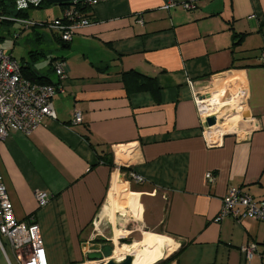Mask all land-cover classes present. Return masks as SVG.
Segmentation results:
<instances>
[{
	"label": "crops",
	"instance_id": "1",
	"mask_svg": "<svg viewBox=\"0 0 264 264\" xmlns=\"http://www.w3.org/2000/svg\"><path fill=\"white\" fill-rule=\"evenodd\" d=\"M169 2L176 6L163 9ZM185 2L195 8L184 9ZM59 7L55 18L63 14ZM90 14L93 24L69 46L52 33L59 50H39L46 56L29 60L57 82L50 60L64 58L66 78L53 99L56 119L0 141V169L16 216L36 215L50 264L91 262L89 254L101 252L106 237L93 233L97 223L93 232L90 226L112 188L119 196L127 188L103 161L114 152L117 165L145 178L134 190L142 193V222L177 243L172 264H264V221H215L230 186L264 199V0H112ZM36 34L39 43L51 39ZM41 57L48 58L45 70L35 65ZM129 71L154 77L157 87L128 91L123 74ZM221 105L242 123L213 138L214 126L205 122ZM76 112L81 123L73 121ZM38 190L48 194V204L39 205ZM124 203L134 212L141 207L137 200ZM251 242L258 249L249 259L242 248ZM5 245L0 264H18Z\"/></svg>",
	"mask_w": 264,
	"mask_h": 264
},
{
	"label": "built area",
	"instance_id": "2",
	"mask_svg": "<svg viewBox=\"0 0 264 264\" xmlns=\"http://www.w3.org/2000/svg\"><path fill=\"white\" fill-rule=\"evenodd\" d=\"M14 1L16 10H26L42 2V0ZM107 1L112 0H75L63 8L61 18H55L46 24L38 23V25L42 28H49L51 32L59 34L65 41H72L79 29L93 24L90 10ZM3 2L4 0H0V23L3 20L13 21L24 25L26 29L37 24L32 19L5 14ZM175 6L176 2H169L162 8L169 10ZM182 6L187 10L195 8V4L190 2H185ZM83 7H86L87 11L80 10ZM138 21L144 22L142 17H139ZM19 36L15 34V37ZM262 56L264 58V53ZM21 68V63L0 45V141L14 131L32 132L46 118H57L53 98L62 89L61 82L66 78V62L58 60L55 63V73L60 80L57 86L32 82L23 77ZM200 101L198 99L197 102L202 111ZM73 121L81 123L82 113L76 112ZM214 143L216 142H211V144ZM129 178V181L137 184L145 181L143 176L135 172H131ZM206 178L209 183L215 181L213 172H208ZM36 198L40 206L49 202L48 194L41 190L36 192ZM228 216L238 221L244 217L264 221V200L256 199L254 195L241 187L230 186L222 199V207L215 221L220 222ZM5 244H8L15 253L18 264H50L36 215L31 214L26 220H21L16 216L4 174L0 169V245L8 256ZM257 249L258 244L251 242L242 248V252L246 258L251 259Z\"/></svg>",
	"mask_w": 264,
	"mask_h": 264
},
{
	"label": "rangeland",
	"instance_id": "3",
	"mask_svg": "<svg viewBox=\"0 0 264 264\" xmlns=\"http://www.w3.org/2000/svg\"><path fill=\"white\" fill-rule=\"evenodd\" d=\"M60 10L59 6L55 5H45L41 8H33L30 10V18L34 21H40L45 20L47 17H51L52 19L55 18L56 13ZM19 23L14 22L10 25H4L2 29H0V35L5 37L3 41L0 42L1 47H3L8 53H12L18 60H21L22 58L31 60L33 58L32 51H39V50H49L51 47L56 48L59 50V44L56 43L53 40L52 33L49 30V28H42L40 26L37 27V30H33L32 28L26 29L23 31V33L15 39V33L19 32ZM37 32L41 33H47L48 36L51 38L49 41H43L42 43H39L36 39ZM16 43H15V42ZM51 41V42H50ZM56 53V52H55ZM41 55V54H40ZM39 54H34V58H38ZM35 65L37 68H43L44 70L48 67V58L41 57L36 62ZM207 92H212V90H206ZM215 98H219L218 96H215ZM227 98V97H226ZM233 99V98H232ZM235 100L238 101L237 97H234ZM230 107L222 105L220 106V109L215 113L219 115V123L216 127L217 132L214 131L212 134L213 138H217V133H226V132H233L236 131L237 128L240 127V124L242 123V120L237 122V118L235 117L236 114L233 113V109H229ZM225 112V113H224ZM236 113H238L239 117V110H236ZM233 116V117H232ZM236 127V128H235ZM214 134V135H213ZM128 147H121L120 151H126L128 150ZM113 157L115 155L114 152H112ZM118 160V158H117ZM120 162V160H118ZM122 161V160H121ZM122 166H119L115 163V173L119 174L120 180L122 183L127 186L129 189L135 190L138 188L140 184H137L135 182H131L128 180V173L123 172L121 170ZM124 195H120L117 199L120 202H125L126 197L124 198ZM120 199V200H119ZM106 202L107 198L102 206V208L99 210L97 216L94 218L92 224H91V231L93 232L95 230L94 222L97 223V230L93 233L96 237H103L108 238L110 240V247L112 246V252H106L105 250L101 253L103 255V260H109L111 257L115 255V249H118L123 244H129L134 241H141V246L144 244L145 237H147V233L153 232L150 230H146V227H144V224L142 222V217L136 216L134 217L132 212H134V208L127 207L124 212L120 210V213L114 214L113 218L110 220L107 215L105 214L104 209L106 210ZM142 204V202L140 201ZM127 206V204H126ZM143 206V204H142ZM123 213V214H122ZM105 214V215H103ZM136 215V214H135ZM156 233V232H153ZM159 234V233H158ZM115 235L118 238V241L114 242ZM164 235V234H162ZM121 238H124L125 241L120 240ZM169 238V237H168ZM170 241H167L168 244H166V251L167 255L164 259L157 262L156 264H172L173 260H171V254L175 251L177 247V243L169 238ZM169 258V259H168ZM96 261V260H92ZM104 261H96L92 264H103ZM89 264V263H87Z\"/></svg>",
	"mask_w": 264,
	"mask_h": 264
},
{
	"label": "trees",
	"instance_id": "4",
	"mask_svg": "<svg viewBox=\"0 0 264 264\" xmlns=\"http://www.w3.org/2000/svg\"><path fill=\"white\" fill-rule=\"evenodd\" d=\"M5 4V8H4V13L7 15H13L16 17H23V18H30V10L33 8H41L45 5H53L48 3L46 0H42V2L37 5V6H30L29 9L26 10H16L15 9V1L14 0H4L3 2ZM66 5L62 6V9L65 7ZM80 10H82L83 12L87 11L86 7L81 8ZM62 16L56 17V18H61ZM55 19V18H53ZM53 19H45V20H40V21H35L37 24L32 25L31 28H33L35 31L37 30V27L39 26V24H46L47 22L52 21ZM14 23L13 21H7V20H3L0 23V29H2V27L5 25H10ZM26 30L24 25H20L19 26V32H16L15 34L21 35L23 33V31ZM53 34H55L56 39L58 41L59 44L61 45H65V46H69V44L71 43V41H65L62 39V37L55 33V32H51ZM236 38V42H240L242 40V35H236L234 36ZM5 39V37L0 35V42L3 41ZM15 39H17V37H15ZM41 40V37L38 38ZM15 42V41H14ZM16 43V42H15ZM37 52V51H36ZM35 54V51H32V55ZM38 54H41L42 56H46V54L44 53V51H42L41 53L38 51ZM58 60H62L65 62L64 58H51L50 60V65H52L53 71L55 72V63ZM21 69H22V75L24 78L32 81V82H36V83H40V84H49V85H59L60 80L57 82H54L50 76H46V75H41L39 74L37 71H35L32 67V63L31 61L27 60V59H23L21 62ZM123 80L125 83L126 88L128 89V91H133V90H153L155 89V87H157L156 83H155V78L152 76H148L142 73H139L137 71H129V72H125L123 74ZM57 94V93H56ZM55 94V95H56ZM55 97V96H54ZM54 99V98H53ZM103 161L104 163H106L110 168L114 169L115 168V162H114V157L112 152H107L105 154L102 155ZM121 170L123 172H127V168L122 166ZM129 173H128V180H130L129 178ZM264 200V199H263ZM125 241V240H123ZM106 252H112V246L107 248L105 250ZM171 260L174 261L175 255L171 256ZM169 259V258H168Z\"/></svg>",
	"mask_w": 264,
	"mask_h": 264
},
{
	"label": "bare ground",
	"instance_id": "5",
	"mask_svg": "<svg viewBox=\"0 0 264 264\" xmlns=\"http://www.w3.org/2000/svg\"><path fill=\"white\" fill-rule=\"evenodd\" d=\"M202 106H205V105H202ZM205 109L206 108L203 109L204 113L206 111ZM214 114L215 113H213V115ZM217 125L209 129L208 131L209 136L212 135L211 133H214V131L217 132V129H216ZM118 191L119 190H117L115 186L112 188L110 192L111 197L106 204V210L104 209L105 214L107 215L109 219H111L114 212L118 210H122L123 212L125 211L122 208L125 203L120 202L117 199L119 197ZM141 195H142L141 192L134 191L132 189H129L128 187L125 190V197H126L125 200H128V199L137 200L139 202V205H141V207L139 206L140 208L135 211V214H136L135 216H139V217L143 216V212H144V207L140 203ZM133 205L135 204L133 203ZM146 235L147 237H145L143 246H141V241H137V240L130 244H123L118 249H115V255L111 257L110 259H114L116 261H122L124 260L125 256L128 254H131L134 256L133 264H156L157 262L164 259L165 256L167 255L166 254L167 253L166 244H168L167 241H170V239L166 235L162 236L161 234L153 233V232H149ZM88 263L92 264L93 262H88Z\"/></svg>",
	"mask_w": 264,
	"mask_h": 264
},
{
	"label": "water",
	"instance_id": "6",
	"mask_svg": "<svg viewBox=\"0 0 264 264\" xmlns=\"http://www.w3.org/2000/svg\"><path fill=\"white\" fill-rule=\"evenodd\" d=\"M48 3L53 4L55 6H63V5H67L69 3H72L75 0H46ZM217 124V117L216 116H210L207 117L205 125L208 127H213ZM120 240H125L124 238H121ZM130 244V243H129ZM173 253L170 255L172 256ZM89 259L90 260H102L103 259V255L101 252H93L89 254ZM134 261V256L131 254H128L125 256L124 260L122 261H116L114 259H109L104 261V264H133Z\"/></svg>",
	"mask_w": 264,
	"mask_h": 264
},
{
	"label": "flooded vegetation",
	"instance_id": "7",
	"mask_svg": "<svg viewBox=\"0 0 264 264\" xmlns=\"http://www.w3.org/2000/svg\"><path fill=\"white\" fill-rule=\"evenodd\" d=\"M232 117H233V116H232ZM110 245H111L110 240H109L108 238H105V239H104V243H103L104 249H101L102 252H103L104 250H106L107 248H109Z\"/></svg>",
	"mask_w": 264,
	"mask_h": 264
}]
</instances>
